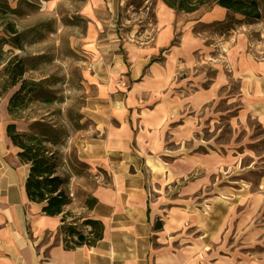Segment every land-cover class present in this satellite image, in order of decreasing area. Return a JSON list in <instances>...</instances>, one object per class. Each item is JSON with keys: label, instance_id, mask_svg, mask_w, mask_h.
I'll return each instance as SVG.
<instances>
[{"label": "rangeland", "instance_id": "374dc122", "mask_svg": "<svg viewBox=\"0 0 264 264\" xmlns=\"http://www.w3.org/2000/svg\"><path fill=\"white\" fill-rule=\"evenodd\" d=\"M257 1L260 19L228 12L223 21L209 24L191 25L187 12L171 8L175 34L163 52L145 62L148 80L122 86L125 117L141 134L131 145L139 141L148 163L153 250L164 252L152 259L155 264H264V0ZM86 2L0 0L6 11L0 19V97L19 88H6V64L9 69L16 62L27 69L35 65L23 79L47 78L55 102L28 101L17 120L30 124L44 116L68 131L62 148L67 163L69 157L76 159V131L66 125L65 114L80 112L86 98L97 93L90 66L97 60L108 68L118 48L115 63L126 67V76L130 62L125 52L148 51L162 1H127L116 26L108 24V9L97 10L95 19L107 22H100L95 55L84 40L87 21H92L82 11ZM9 22L25 31L22 50L1 41L9 39L3 32ZM46 23L49 28L41 26ZM80 123L83 129L91 124ZM152 132L156 140L158 134L154 149L149 147ZM77 170L69 178L71 204L65 211L79 217V225L88 215L86 195L101 172L78 165ZM81 230L84 235L85 227Z\"/></svg>", "mask_w": 264, "mask_h": 264}, {"label": "crops", "instance_id": "0c3cea01", "mask_svg": "<svg viewBox=\"0 0 264 264\" xmlns=\"http://www.w3.org/2000/svg\"><path fill=\"white\" fill-rule=\"evenodd\" d=\"M127 1L87 0L82 11L92 21H87L84 40L92 55L102 35L100 22H107L95 19L97 10L108 9V24L116 26L119 8ZM157 7V32L148 51L125 52L126 61L130 62L126 76L122 75L126 67L115 63L118 48L113 53L114 63L111 61L108 68L102 69L97 60L90 66L93 79L89 83L97 84V93L86 98L80 113L82 120L91 124L87 129L74 130L73 145L78 161L104 173H99V181L91 191L97 202L88 211L89 217L103 224V235L94 245L65 248L59 232L61 216L45 215L42 203L28 199L25 181L30 166L19 160V148L6 134V125L11 122L9 96L0 97V264H155L152 259L163 255L164 252L153 250L152 244L155 231L148 211V163L139 141L131 145L141 134L131 130V117H125V104L119 101L126 81L131 80L138 87L148 80L143 72L148 57L163 52L173 39L175 12L163 2ZM201 9L186 13L187 22L194 25L223 21L228 13L218 5ZM14 122L17 131H28L29 123L24 119ZM157 144L158 134L156 140L152 132L149 147L154 149Z\"/></svg>", "mask_w": 264, "mask_h": 264}, {"label": "trees", "instance_id": "16d2710c", "mask_svg": "<svg viewBox=\"0 0 264 264\" xmlns=\"http://www.w3.org/2000/svg\"><path fill=\"white\" fill-rule=\"evenodd\" d=\"M167 7L176 11L193 12L203 5L214 3L225 8L233 15H239L245 18L260 19L261 13L259 2L257 0H161ZM6 11L0 4V19ZM41 26L49 28L48 23ZM37 33L38 28H32ZM9 35V39H1L3 43L10 44L19 49H23L21 37L25 31H18L14 22L6 24L3 31ZM42 58V57H41ZM9 63V62H8ZM12 63V62H11ZM9 83L6 88H12L19 85V88L9 96L8 113L12 121L6 125V134L12 144L19 148L17 156L23 163L29 164V173L25 181V192L30 201L42 203V212L48 216L60 215L61 224L59 232L63 235V244L67 249L73 248L80 244L94 245L103 235V224L87 215L83 216L81 224H77L79 217L71 215L65 208L71 204L68 197L67 186L70 175L73 176L79 172L77 165L83 169L89 166L76 159L66 162V158L62 155V148L66 145L68 131L62 127H57L52 119L46 120L44 116L34 120L28 126V131H17L15 128V120L20 117L19 112L25 107L28 101L35 100L45 105L55 102L52 91L48 84V79L41 80L23 79L24 73L28 69H36L33 65L28 69L20 63H13L8 68ZM5 88V89H6ZM48 116L51 112H47ZM58 113V111L56 112ZM67 126L74 130L83 129V123H80L82 115L80 112H73L72 109L66 111ZM56 148V149H55ZM76 157V156H75ZM103 175L104 173L99 170ZM97 200L92 193L87 194L84 207L86 211H90L96 204ZM67 217H72L73 221H67ZM85 227V234L82 240H78L77 236L82 232L81 228ZM159 227V226H157Z\"/></svg>", "mask_w": 264, "mask_h": 264}, {"label": "water", "instance_id": "95a60500", "mask_svg": "<svg viewBox=\"0 0 264 264\" xmlns=\"http://www.w3.org/2000/svg\"><path fill=\"white\" fill-rule=\"evenodd\" d=\"M84 238V235L83 234H79L78 236H77V239L80 241V240H82Z\"/></svg>", "mask_w": 264, "mask_h": 264}]
</instances>
